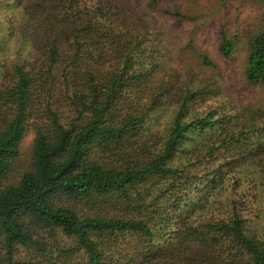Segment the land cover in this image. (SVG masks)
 <instances>
[{"label":"trees","instance_id":"1","mask_svg":"<svg viewBox=\"0 0 264 264\" xmlns=\"http://www.w3.org/2000/svg\"><path fill=\"white\" fill-rule=\"evenodd\" d=\"M151 6L0 0V25L20 40L6 52L0 36V264H264V196L218 207L223 185L264 184V106L213 75L183 87L196 76L166 58ZM220 39L229 59L237 39ZM244 75L264 93V28ZM197 102L208 107L188 117ZM31 124L28 165L10 180Z\"/></svg>","mask_w":264,"mask_h":264},{"label":"rangeland","instance_id":"2","mask_svg":"<svg viewBox=\"0 0 264 264\" xmlns=\"http://www.w3.org/2000/svg\"><path fill=\"white\" fill-rule=\"evenodd\" d=\"M146 6H151L153 0H140ZM132 5L133 3H129ZM167 11L179 12L184 15L172 16ZM154 22L157 31L161 30L160 37L166 39L168 51L166 58L171 54L174 65L180 69L188 68L190 75L196 78L186 81V75L181 78L183 87H197L205 82L207 76H214V86H218L226 95L234 97L242 104L255 108L264 106V93L260 86L248 88L244 82V69L247 63L248 38L257 34L264 28V1L261 0H157L151 6L148 14ZM7 28L0 25V36L7 33ZM224 31L229 37L236 38L233 55L225 59L220 53V33ZM6 42V52L14 50L20 43L14 36L1 40ZM211 57L215 66L203 65L202 55ZM220 93V92H219ZM217 97H210L205 101L216 103ZM170 100L164 111L159 112L154 120L155 126L161 132L166 129L175 110ZM203 103L193 105L187 114L188 117L204 112L208 106ZM177 106L176 108H178ZM175 108V109H176ZM174 110V111H173ZM35 136L34 124H31L22 141L21 155L16 161L10 174V180H16L28 165L29 155ZM260 173L245 177L248 185L237 186L229 182L223 185L220 193L222 202L218 204L222 210L227 209L230 199L236 196H247L252 201V196H264V184L259 180ZM256 179L254 184L253 180ZM250 188L256 190L250 192ZM223 203V204H222ZM222 204V205H221ZM257 204L252 202L251 209L255 210ZM258 212V211H257ZM261 215V214H259Z\"/></svg>","mask_w":264,"mask_h":264}]
</instances>
